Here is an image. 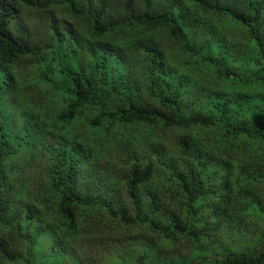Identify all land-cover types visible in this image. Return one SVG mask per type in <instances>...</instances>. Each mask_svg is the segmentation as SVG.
Returning a JSON list of instances; mask_svg holds the SVG:
<instances>
[{"label":"trees","instance_id":"16d2710c","mask_svg":"<svg viewBox=\"0 0 264 264\" xmlns=\"http://www.w3.org/2000/svg\"><path fill=\"white\" fill-rule=\"evenodd\" d=\"M0 264H264V0H0Z\"/></svg>","mask_w":264,"mask_h":264}]
</instances>
